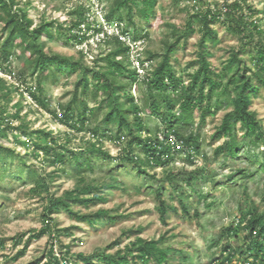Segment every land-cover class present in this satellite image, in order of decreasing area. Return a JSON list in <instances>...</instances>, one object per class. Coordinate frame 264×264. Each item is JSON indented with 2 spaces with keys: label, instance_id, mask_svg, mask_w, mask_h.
<instances>
[{
  "label": "rangeland",
  "instance_id": "obj_1",
  "mask_svg": "<svg viewBox=\"0 0 264 264\" xmlns=\"http://www.w3.org/2000/svg\"><path fill=\"white\" fill-rule=\"evenodd\" d=\"M235 1L239 0H158L154 15L148 21L140 18L137 13L140 5H137L134 8V23L139 33L138 39L133 42L134 27L126 25L125 21L122 25L117 22L110 25L106 23L105 14L114 0H14L15 8L22 9L33 25L54 23L52 36L42 37L39 41L46 53L71 58L96 69L105 68L102 59L114 45L105 44L102 41L104 35L97 36L94 29H101L108 35L126 29V40L132 45L131 54L146 60L150 54H163L167 45L174 43V32H181L187 20L196 12L210 9L224 13V5ZM245 1L255 11L251 16L249 12L246 13L248 22H256L264 31V0ZM75 23H81L80 27L72 28ZM59 25L62 27L61 31L57 29ZM2 26L3 23L0 22V38L4 37ZM193 27L196 33L186 40H181L171 54V64L176 74L185 80L187 75L196 70L195 62L200 51V28L196 23H193ZM212 29L216 41L207 42L204 48L210 53L208 61L212 69L220 73L231 53L241 50L242 44L238 36L228 30L223 16L212 24ZM76 35L84 36L81 44L68 40L69 36ZM253 40H257V35L253 36ZM250 58L248 52L239 55V59L253 70ZM129 59L131 62V57ZM159 60L157 58L151 62L149 68H153ZM10 64L11 75L0 72V77L8 84L14 83L20 91L31 87L33 89L36 75L25 56L15 51ZM78 79L77 74L48 73L43 84L44 96L48 99L49 108L56 111L57 117L62 115L61 106L71 100ZM130 90L135 102L142 109V117L149 131L152 135L157 134L162 127L157 117L151 115L145 106L144 86L139 83ZM20 93L13 94L8 103L9 112L14 113V105L21 103L20 116L29 130L50 132L69 150L85 148L89 141L93 140L90 130L98 125L102 127V115L96 114L89 120L83 132H76L59 122V118L40 109L30 100L27 93ZM100 99L94 102L90 96L87 100L88 109L94 107ZM217 103L218 111L214 116L208 117L204 125L198 124V114L195 113L194 123L181 131L184 137L190 133L199 137L200 151L192 157L193 162L189 163L187 154L182 153L176 155L166 168L146 167V174H138L137 164L128 163L123 159L124 143L115 145L107 138L103 139V150L108 152L112 159L93 157L90 159L92 171L85 167L80 174H77L74 163L66 162V165L62 166L63 170H60L50 166L41 157L34 159L33 147L27 149L17 143L11 135L8 139H0V145L13 151L11 155L8 154L6 161H0V264H46V254L50 249L62 261L66 259L63 264H72V258L78 253L89 255L102 252L114 255L118 250L136 242L138 238L145 241L163 238L164 248L181 250L192 255V261L188 264H214L226 240H220L221 231L248 209L258 213L264 211V150L261 145L253 147L244 143L236 157L214 156L215 148L226 139L213 141L212 136L221 124L223 116L232 109L225 98H219L212 105ZM251 111L264 130V89L260 88L258 97H252ZM19 123L14 121L13 125L17 126ZM236 129L240 138L242 133L239 124ZM20 138L19 141H25L22 136ZM135 153L140 155L138 150H135ZM22 162L28 168H22ZM29 170H35L43 176L54 173L50 192L56 197H60L65 191L81 190L86 185H93L101 190L102 202L87 209L72 206V212L83 216L103 210L110 216L123 218L114 223L105 220L90 226L62 211L51 216L50 232L32 240L24 249L28 237L43 228L42 214L46 206V200L33 196L30 192L33 182L26 178ZM192 176L195 179L190 181ZM169 177H173L172 182L167 180ZM202 177L205 179L201 180ZM175 186L177 190L174 189ZM157 191L161 193L160 198ZM179 195L183 196L186 212L179 209ZM159 200L178 208V211L173 213L169 210L164 220H161L157 211ZM20 236L23 237L19 242ZM230 242L237 247L240 238H232ZM17 255L19 257L13 261ZM172 262L176 263L174 260Z\"/></svg>",
  "mask_w": 264,
  "mask_h": 264
},
{
  "label": "trees",
  "instance_id": "obj_2",
  "mask_svg": "<svg viewBox=\"0 0 264 264\" xmlns=\"http://www.w3.org/2000/svg\"><path fill=\"white\" fill-rule=\"evenodd\" d=\"M104 1V0H100ZM235 1L224 5V13L221 11H198L187 20L181 32H174L175 41L167 45L161 55L150 54L144 60L141 56V62H151L159 58V62L149 68L141 77L135 67L130 62V47L119 40L115 35H108L101 29H94L98 35L103 34L102 40L105 44L112 43L114 48L102 59L105 68L88 67L82 62L73 61L71 58H65L58 54L46 53L39 45L42 37L50 38L54 28L53 22L40 23L33 25L31 19L22 10L15 8L14 0H0V22L3 23L2 33L4 37L0 38V72L11 75L10 59L15 51H19L25 56L31 69L36 75L35 87L25 88L20 91L14 83L8 84L0 77V139H8L11 135L17 143L29 149L33 147L34 159L39 157L48 162L50 166H62L66 162L74 163L77 174L83 172L85 167L92 171L90 159L103 158L112 159L108 152L103 150V139L111 140L115 145H122L123 159L132 164H137V173L146 174L145 168H166L173 162L176 155L187 154V161L192 163V157L199 154L200 141L198 135L190 133L184 137L181 133L186 127L194 123L195 113L198 114V124L204 125L208 117L214 116L218 111L217 102L219 98H225L228 104L232 106L230 112L226 113L221 124L217 127L212 136L213 141L226 139L223 144L214 150V156H226L228 158L236 157L243 144L253 147L261 145L264 150V130L251 111L252 97H258L260 88L264 89V31H262L256 22H248L249 12L254 14L252 6ZM99 2V0H97ZM158 0H114L109 10L105 14L108 25L117 22L134 27L132 32L133 42L138 39V30L134 23V8L137 5V13L141 19L148 21L154 15V8ZM124 11L122 14L121 12ZM264 15V7L262 9ZM223 16L227 22L228 30L238 36L242 44L241 50L232 52L227 63L220 73H216L209 63V51L204 48L207 42H215L216 35L212 29V24ZM193 23L198 24L201 33L200 51L198 59L195 62L197 68L187 75V80L178 76L171 64V54L181 40L196 33ZM81 23H75L72 28H79ZM61 31L62 27H57ZM120 34L128 35L126 29H120ZM257 35V40L253 36ZM68 40H75L81 44L84 36H69ZM248 52L251 56V62L254 69L251 70L244 61L239 59V55ZM48 73H59L62 75L79 76L74 85V92L71 100L61 106L62 115L57 117L56 111L49 108L48 99L44 96L43 84L46 81ZM20 78V77H19ZM126 83H123L122 80ZM142 84L145 89V106L151 115L157 117L162 127L161 131L152 135L142 117V109L135 102L131 94V87L136 84ZM129 87V88H128ZM25 92L30 100L40 109L45 110L52 116L59 118V122L69 126L76 132H83L89 120L96 114H101L100 125L90 130L93 140L89 141L85 148L79 147L73 151L59 143L58 137H53L50 132L45 130H29L23 123L20 116L22 111L21 103L14 106L15 112L10 113L8 103L13 94ZM92 97L94 102L101 98L91 109H88L87 100ZM19 121V125L14 126L13 122ZM240 125L241 137L238 138L236 125ZM156 131V132H157ZM174 136L182 146L170 145L169 136ZM25 141H19L21 138ZM162 137V140L159 137ZM135 150L140 152L135 153ZM7 148L0 145V161H6L8 154H12ZM264 155V153H263ZM22 168L26 167L22 162ZM144 168V169H143ZM264 170V166H262ZM54 173L41 175L35 170H29L26 178L31 179L33 187L30 192L33 196L42 197L46 200V206L43 209L44 226L36 234L28 237L24 244V249L34 240L41 238L44 234L50 232L52 227L53 214H59L64 211L74 216L79 222H86L94 226L98 222L115 221L123 218L121 216H110L106 211L99 210L93 215H78L72 212V206L90 208L96 203L102 202L101 190L93 185H86L83 189L65 191L60 197H56L50 192V184ZM205 177H202V179ZM232 177H229L231 179ZM173 177H169L172 182ZM194 176L189 180L193 181ZM108 188H116L108 186ZM177 190L176 186L174 188ZM44 195V196H43ZM158 198L161 197L160 191H157ZM179 209L187 211L183 204V196L178 197ZM264 199V196H263ZM176 213L178 208L166 204L159 200L157 211L161 220H164L168 211ZM23 236H20L19 242ZM220 240L225 238L218 259L214 264H232L235 255L239 259L252 257L253 264H264V211L258 213L256 210H246L241 214L238 224H230L221 231ZM240 238L237 247L229 243L231 238ZM165 241L160 238L157 241H145L136 239V242L127 245L123 250H118L114 255L105 253H93L84 255L76 254L72 259V264H188L192 261V255L181 250L164 248ZM19 255L12 260L15 261ZM46 264H63L61 258H58L52 249L46 254ZM176 263H173L172 261ZM30 264H38L37 262ZM71 264V263H70Z\"/></svg>",
  "mask_w": 264,
  "mask_h": 264
},
{
  "label": "built area",
  "instance_id": "obj_3",
  "mask_svg": "<svg viewBox=\"0 0 264 264\" xmlns=\"http://www.w3.org/2000/svg\"><path fill=\"white\" fill-rule=\"evenodd\" d=\"M113 35L117 36V37L119 38L120 41H122V42L126 43L127 45H129V47H130V57H131V59H132V60H131L132 65H133V67H135V69L137 70L139 76L142 77V76L147 72V70H148V68H149V63H148V62H141V61L139 60V59H140L139 55H135V56H133V55L131 54V51H132V49H131V48H132V45H131L130 43L127 42V40H126V36L121 35L120 32H118V31H117L115 34H113ZM138 43H139V42H138ZM144 70H145V71H144ZM159 139L162 140V137L160 136ZM168 143H169L170 145L182 146L181 142H179V141H178L174 136H172V135L169 136ZM238 220H239V218L235 219V225L238 224ZM247 261H248V262H246L245 264H251V263L253 262V259H252V258H248Z\"/></svg>",
  "mask_w": 264,
  "mask_h": 264
},
{
  "label": "clouds",
  "instance_id": "obj_4",
  "mask_svg": "<svg viewBox=\"0 0 264 264\" xmlns=\"http://www.w3.org/2000/svg\"><path fill=\"white\" fill-rule=\"evenodd\" d=\"M239 218V217H238ZM234 226H235V220H234V222L232 223ZM232 239V238H231ZM231 239H229V243L232 245V243L230 242V240ZM233 246V245H232ZM233 247H235V246H233ZM235 260L232 262V264H245L246 262H248L247 260H248V258H252V257H247V258H245V259H242V258H238V257H240L239 255H235ZM253 259V258H252ZM214 263V262H213ZM254 263V259H253V262L251 263V264H253Z\"/></svg>",
  "mask_w": 264,
  "mask_h": 264
}]
</instances>
